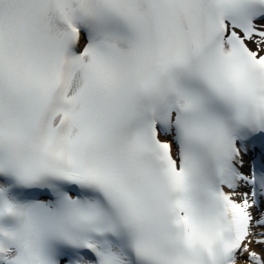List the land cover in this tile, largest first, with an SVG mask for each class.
Returning <instances> with one entry per match:
<instances>
[{
    "label": "snow or ice",
    "instance_id": "1",
    "mask_svg": "<svg viewBox=\"0 0 264 264\" xmlns=\"http://www.w3.org/2000/svg\"><path fill=\"white\" fill-rule=\"evenodd\" d=\"M0 264H264V0H0Z\"/></svg>",
    "mask_w": 264,
    "mask_h": 264
}]
</instances>
